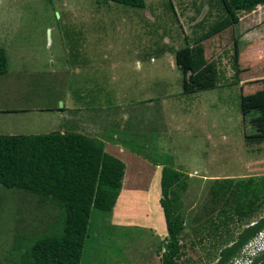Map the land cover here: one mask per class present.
<instances>
[{
	"label": "rangeland",
	"instance_id": "1",
	"mask_svg": "<svg viewBox=\"0 0 264 264\" xmlns=\"http://www.w3.org/2000/svg\"><path fill=\"white\" fill-rule=\"evenodd\" d=\"M5 2L1 8L14 14L9 21L25 28L20 35L11 33L9 44L22 42L25 50L23 47L21 51L23 58L19 52L9 54V66L23 63L25 76L36 77L35 90L25 97L18 93L14 101L6 100L5 92L0 93L2 105L19 106L23 99L25 105L54 106V101L66 96L73 86V105L83 109L92 126L87 133L120 144L128 155L120 159L124 168L129 167L130 173L124 179L127 184L120 185L109 214L90 216L80 264H161L168 247L158 204L159 161L171 162L173 168L187 174V187L180 194L178 264L214 263L219 251L230 245L247 223L264 214L262 203L250 216L238 220L233 211L236 196L215 199L209 191L212 176L234 175L241 180L253 176L259 185L264 174V139L246 140L254 131L250 120L257 112L242 115L239 111L241 97L264 93V79L241 76L246 70L235 73L240 65L248 69L253 63L248 62L255 58L250 46H259L263 39L259 13L262 6L249 12L238 11L240 24L197 41L222 15L217 0H144L143 8L96 0ZM241 26L250 27L251 32L237 42L235 37ZM47 36L51 37L50 47L44 46ZM233 41L237 43L235 58ZM55 44L58 63L63 57L66 64L52 69L55 64L50 54L54 55ZM184 46L197 50L207 62L214 61L212 89L193 93L181 90L182 75L173 56L175 50ZM15 67L11 66L10 71H15ZM32 68L55 74L40 77L33 71L34 75H29ZM238 80L250 83L252 88L239 89L233 84ZM56 106H60L59 101ZM28 113L21 116H41L36 111ZM74 114L64 113L65 120L56 118V126L78 130L82 120ZM25 124H16L11 134H31ZM249 199L241 201L244 209ZM260 200L261 197L257 202ZM149 203L158 207L159 222L158 213L153 214L151 223L150 216H143L148 214L144 211ZM222 208L226 212L220 211ZM225 216L230 218L222 223ZM128 217L138 219L136 224L132 225L133 219ZM61 219L62 210L53 201L0 185V264H24L22 256L31 238L61 232ZM261 234L256 233L249 240L260 241ZM263 246L247 251L242 245L223 264H234V259L249 264L252 257L264 252Z\"/></svg>",
	"mask_w": 264,
	"mask_h": 264
},
{
	"label": "trees",
	"instance_id": "2",
	"mask_svg": "<svg viewBox=\"0 0 264 264\" xmlns=\"http://www.w3.org/2000/svg\"><path fill=\"white\" fill-rule=\"evenodd\" d=\"M112 1L121 5L143 8L144 0H96L97 3ZM222 15L210 24L197 41L210 38L228 27L237 25L238 11L263 8L264 44V0H217ZM257 6L256 8H258ZM260 8V7H259ZM236 41L233 54L236 57ZM254 51V50H253ZM174 64L181 72V90L193 93L212 89L215 84L214 61L207 62L197 50L184 46L175 50ZM6 71L4 51L0 48V73ZM237 73V68H235ZM240 98L239 111L245 115L254 110L251 118L254 131L250 137L264 136V93L254 97ZM161 164L159 204L163 215L168 250L161 264H178L182 229L179 212L180 194L186 189L187 174L169 164ZM123 162L103 149V142L73 131H52L43 134H0V185L8 189L31 192L40 199L56 203L62 210L61 232L42 234L31 238L24 251V264H80L84 240L90 216L109 214L123 176ZM238 179V180H237ZM213 178L210 193L215 199L236 196L234 213L237 219L250 216L264 203V174L256 183L253 176L245 178ZM261 196H258V195ZM247 209L241 201L248 200ZM261 197V200H257ZM256 201V202H255ZM255 203V204H254ZM226 212V209H220ZM264 213V211H262ZM230 218L225 216L222 223ZM264 228V214L247 223L236 239L223 247L216 261L223 264L236 254L242 245ZM249 264H264V252L251 258Z\"/></svg>",
	"mask_w": 264,
	"mask_h": 264
},
{
	"label": "crops",
	"instance_id": "3",
	"mask_svg": "<svg viewBox=\"0 0 264 264\" xmlns=\"http://www.w3.org/2000/svg\"><path fill=\"white\" fill-rule=\"evenodd\" d=\"M2 2H4L6 4L5 0H0V5ZM257 6L260 7L261 5H256L254 8H256ZM253 9L247 10V11H242V12L253 11ZM259 13H260L262 21H263V17H262L263 16V8H262V10L259 9ZM11 17H14V14L8 8H6V10H5V9L1 8V6H0V46H2L0 48L3 49L4 55H5V60H6V71L4 73H0V93L5 92L4 93L5 95L3 97H5L6 100L10 99V100L14 101L15 99H17L19 94L20 95L23 94V97H25L27 95V93H32L33 92L32 90H35L34 79L36 76H25V73H24L25 69H24L23 63L20 64L18 67H15L16 63H14V65L10 64V66H9V63H8L9 62V54H11L13 52H19V54L21 55L22 48L25 46V45H23L22 42H18V41H16L13 45L9 44V40L13 39L12 38L13 36L11 35V33H13L17 36V35H20V33L25 32V28H19L16 25L17 23L12 24L11 21H9ZM240 23L241 22H240V17H239L237 25ZM250 29H251L250 27H242L241 26V31L238 30L239 33H238V35H236L235 40L238 42V40L240 38L244 37L245 35H248L247 33L251 32ZM49 30L50 29H48L47 31H49ZM246 31H248V32H246ZM252 32H253V30H252ZM5 35H7L6 39H5ZM55 36H56V31H55ZM261 36H262V33H261ZM56 38H57V36H56ZM25 41H26L25 44H28L27 43L28 39H26ZM47 44H49L48 47L51 46V37H49V36H47V39H46L44 46H46ZM251 48H252V50L250 52L253 53L252 57H255V58L253 60L248 59V62L249 63L253 62V63L249 64L248 69H247V67L240 65L237 68V73H240V72H243L244 70H246L247 73L241 74V76H260L261 79H264V71H263L264 70V44H263V40L260 41L259 46L257 44H254V46H250V49ZM24 50H25V47H24ZM10 51H12V52H10ZM21 56H22V58L24 57L23 55H21ZM51 56H52V54H50V60H51V62L54 61V64H55V65H53V64L51 65L52 69L59 68V67L66 64V62L64 61L62 56H61L62 58L59 59V63L57 61V59H58V45L57 44H55V53L52 57ZM239 58H241V55L239 56ZM261 61L263 62L262 66H261ZM238 62L240 64V61H238ZM11 66L15 67L16 70L10 71ZM7 67H8V69H7ZM30 71L32 73H30L29 75H34L33 71H37L36 74H40L41 75L40 77L47 76V74H48V76H52V74H55L54 72H45V71H41V70H36L35 68L30 69ZM20 73L22 76H19ZM8 75H10V76H8ZM61 76H66V74L62 73ZM70 79L72 80V76H70ZM242 80H238L236 83H233V84L236 85L239 89L249 88L250 83H248L246 81L242 82ZM27 81L30 82V85H27ZM248 81H252V80H248ZM54 87L55 88L57 87V81H55ZM72 87L73 86H71L70 89H68V93L66 96H64L62 99H56L54 101V106H51V105H48L45 103H39L36 105H31V106L25 105L23 103V101H24L23 99H22L21 105H19V106H18V103L14 104V105H9L8 103H5L4 105H2V103L0 101V132H1L0 134L1 135H14V134H11L12 133L11 130H13V128H15V125L19 124L20 122H26V124L24 126L29 127V130H30L29 133H31V134H43V133H46V131L49 129H50V132L57 131V132L62 133L65 131H69V130L61 129V127H63V126H56V124H55L56 120L55 119L63 117V120H65L66 117L64 116V113L71 111L74 114V111H76V114H74V115L78 119H81L82 122H81L80 127L76 128L78 130H75V131L73 130V132H78V133L85 134V135L91 137V135L89 133H87V131H90L92 128V126L90 125L89 119L85 118L83 111H82L83 109L81 107L76 108L75 105H73L72 96L70 95L71 94L70 91L73 89ZM250 88H252V87H250ZM253 88L257 89V86H255ZM19 89L21 90L22 93L20 92ZM256 89H254V90H256ZM9 94H15V96L11 97V96H9ZM20 101H21V99H20ZM57 101H59V104H60L59 107L56 106ZM28 111L29 112L36 111V112L40 113L41 116L40 117H36L35 115H30L27 117L21 116L22 113L29 115ZM79 115H81V117ZM53 126H56V128H54ZM95 128L96 127H93V130ZM3 132H4V134H3ZM18 135H27V134H18ZM247 139L248 140L254 139L253 141H256L255 139H257L258 141H260V140L264 139V136L263 137H249V138H246V140ZM101 141L103 142V149L107 153H109V154H111V155H113L119 159H122L123 156L128 157V155L124 151H122V150H124L123 149L124 147L121 146L120 144L112 143V142H108V141L105 142L103 140H101ZM115 145H118V148L115 147ZM146 162L148 164L150 163L149 161H146ZM237 162L239 163V161H237ZM240 168L241 167H237V170H239ZM124 169H125L124 174H123L122 180H121V183H122L121 185H123V186L125 184H127V182L124 183L125 182L124 181L125 174L127 172L130 173L129 167H125ZM214 175H216V174H214ZM212 177L213 178H220L217 175L212 176ZM246 177H248V176H246ZM221 178H238V177L234 176V175L233 176L232 175H223ZM242 178H245V176ZM159 189H160V187H159ZM149 204H150V207L149 208L147 207V209H145V211H144V212H148V214L147 215L144 214L143 216L144 217L150 216L149 220L151 223V220L154 221V219H153L154 215L153 214L157 215V213H158L157 220L159 222L160 218H161L160 212H159V210H161L160 204H159V197H158L159 210H158V207L156 205H154L153 203H149ZM114 207H116V205ZM154 211H157V212L155 213ZM129 219H131V220L133 219L132 225H135L136 224L135 222L138 220V219L136 220V218H132V217ZM116 223H117V221H116ZM164 229H165V226H164Z\"/></svg>",
	"mask_w": 264,
	"mask_h": 264
},
{
	"label": "built area",
	"instance_id": "4",
	"mask_svg": "<svg viewBox=\"0 0 264 264\" xmlns=\"http://www.w3.org/2000/svg\"><path fill=\"white\" fill-rule=\"evenodd\" d=\"M260 232L262 233L261 234V237H260V241H255L253 242L252 240H248L244 245H243V249L244 250H247V251H254V250H257V248L263 244L264 245V229L262 231H259L257 232L258 235H260ZM253 238V237H252ZM262 251H264V246L261 248ZM234 264H243L242 261H240L239 259H234Z\"/></svg>",
	"mask_w": 264,
	"mask_h": 264
},
{
	"label": "clouds",
	"instance_id": "5",
	"mask_svg": "<svg viewBox=\"0 0 264 264\" xmlns=\"http://www.w3.org/2000/svg\"><path fill=\"white\" fill-rule=\"evenodd\" d=\"M263 229H264V228H263ZM263 229H262V230H263ZM262 230H260V231H262Z\"/></svg>",
	"mask_w": 264,
	"mask_h": 264
}]
</instances>
